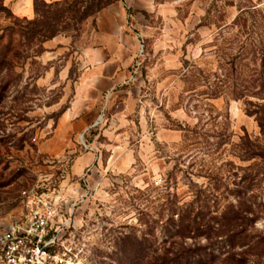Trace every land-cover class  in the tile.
Returning a JSON list of instances; mask_svg holds the SVG:
<instances>
[{"label":"rangeland","instance_id":"374dc122","mask_svg":"<svg viewBox=\"0 0 264 264\" xmlns=\"http://www.w3.org/2000/svg\"><path fill=\"white\" fill-rule=\"evenodd\" d=\"M16 1L0 0V220L34 180L56 184L60 171L46 159L67 157L59 184L83 180L88 192L73 208L74 246L86 264H131V256L175 251L179 242L212 252L211 264H228L231 255L262 264L264 141L255 112L264 109V0L181 1L167 36L140 42L92 125L57 153L42 148L74 98L80 50L96 39L95 9L104 0L38 2L33 20L12 12ZM86 153L92 159L73 172ZM230 204L243 209L236 227L247 234L243 245L224 225L209 238L170 236L185 209H203L207 222Z\"/></svg>","mask_w":264,"mask_h":264},{"label":"crops","instance_id":"0c3cea01","mask_svg":"<svg viewBox=\"0 0 264 264\" xmlns=\"http://www.w3.org/2000/svg\"><path fill=\"white\" fill-rule=\"evenodd\" d=\"M43 1L52 3L58 0ZM181 1L109 0L97 12L96 28L93 31L96 39L80 50V67L84 70L76 86V93L70 105L54 119L51 140L42 151L57 153L70 147L72 133L84 131L92 125L103 94L121 83V70L130 65L140 42H154V45H158L160 39L167 36L166 26L176 23ZM196 2L197 5L200 0ZM9 8L18 16L32 18L36 15L34 0H17ZM155 19L156 23L164 24L162 28L155 27ZM91 159L87 153L83 154L71 170L78 172ZM19 209L15 207L10 214Z\"/></svg>","mask_w":264,"mask_h":264},{"label":"built area","instance_id":"2783aa9c","mask_svg":"<svg viewBox=\"0 0 264 264\" xmlns=\"http://www.w3.org/2000/svg\"><path fill=\"white\" fill-rule=\"evenodd\" d=\"M68 161L67 157L46 159L50 168L58 166L56 184L49 187L50 177L34 180L20 191V209L0 220V264H86L82 248L74 246L73 208L88 192L81 179L72 187L59 184Z\"/></svg>","mask_w":264,"mask_h":264},{"label":"trees","instance_id":"16d2710c","mask_svg":"<svg viewBox=\"0 0 264 264\" xmlns=\"http://www.w3.org/2000/svg\"><path fill=\"white\" fill-rule=\"evenodd\" d=\"M81 1L82 0H72L69 2L67 0H58L52 3H46L43 0H34V9L36 15L32 18H27V19L33 20L39 16L38 4H37L38 2L42 3L43 5L50 6L53 4H57L59 2H65L66 4L75 5L77 2H81ZM108 2L109 0H104V3H102V5L97 6L95 11L98 12ZM255 113H256L255 119L258 123V126L260 128V133L262 134L264 141V109L262 113H257V112ZM202 206L208 208V205L206 206L205 201L202 203ZM244 206H246L247 208H244L243 210L240 206L239 209L246 211L248 213L251 212L250 203H244ZM228 207L226 209L227 214H225L226 212H224L221 213L219 216H217V214H215V216H211L209 220L211 219L212 224L209 225H206L208 224L209 220H207V222H204V213L203 214L201 213V210L203 209L201 208L197 209L199 210L197 212L194 211L193 207L185 209L184 212L178 213L177 219L174 223L176 228L174 232L170 234V236L172 237L175 236L176 238L184 239L186 236H188L189 231H193L192 234L194 235L193 237H195V231H196L197 233L196 237L200 235H205L206 237L209 238L210 235L208 234L207 231L210 228H214V230H216L215 235H219L220 232L218 230L221 228V226L224 225V227H226L227 231L229 232L227 233V237L232 240L237 238L239 241L237 243L243 245L244 243H246L247 234L244 233L243 230H236L237 225H240L238 224L237 219L240 218L242 219V216H240L241 214L238 211L239 209L236 210L233 209L232 204H230ZM206 212L208 213V211ZM213 218L215 219V222H213ZM221 218L224 219L223 222L220 221ZM171 220H172V216H171ZM248 220L250 221L252 219L249 218ZM256 244L257 243H254V247H257ZM195 246L194 247L184 246L182 242H179V248L176 249L175 251L167 250L163 254L151 255L148 258L142 257V255L131 256L133 260H131L130 263L131 264H211L212 255H213L212 252L211 253L205 252V254L202 255L201 253H199L198 249L195 248ZM232 258L233 255L228 256L226 262H228V264H233V263L246 264L248 262L244 257H239L240 259L238 260L235 259V261L232 260ZM262 264H264V262H262Z\"/></svg>","mask_w":264,"mask_h":264}]
</instances>
